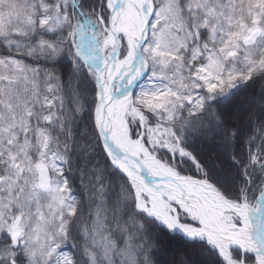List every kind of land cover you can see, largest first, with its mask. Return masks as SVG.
Returning a JSON list of instances; mask_svg holds the SVG:
<instances>
[{"label":"snow or ice","instance_id":"6c2138e0","mask_svg":"<svg viewBox=\"0 0 264 264\" xmlns=\"http://www.w3.org/2000/svg\"><path fill=\"white\" fill-rule=\"evenodd\" d=\"M0 264H264V0H0Z\"/></svg>","mask_w":264,"mask_h":264}]
</instances>
